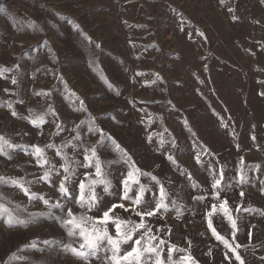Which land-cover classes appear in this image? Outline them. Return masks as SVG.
Instances as JSON below:
<instances>
[{
  "label": "rangeland",
  "instance_id": "1",
  "mask_svg": "<svg viewBox=\"0 0 264 264\" xmlns=\"http://www.w3.org/2000/svg\"><path fill=\"white\" fill-rule=\"evenodd\" d=\"M5 68L10 71L0 72V136L29 153L32 145L44 148L60 174L42 181L44 169L33 156L21 147L9 149L0 155V176L23 180L37 199L0 184V203L24 220L48 212L40 196L60 202L63 212L53 208L12 227L4 222L7 215L0 217V264H104L110 252L88 260L65 252L68 243L78 247L79 236L69 237L56 217L67 218L71 208L99 218L123 203L128 211L116 208L110 215L139 222L132 201L121 199L122 180L133 164L159 181L139 177L151 189L145 200L152 207L161 185L168 192V210L145 217L158 238L153 244L164 241L165 262L168 247L175 246L183 250L172 253L180 264H240L226 242L244 264H264V0H0ZM41 115L39 127L25 119ZM90 126L106 137L97 156L112 185L107 193L95 186L99 200L91 210L74 198L85 172L96 178L95 168L76 169L65 199L58 190L63 159L56 154L70 141L63 151L84 163V148L101 136ZM50 143L57 147L47 148ZM221 174L214 190L213 177ZM138 188L129 195L134 198ZM225 200L235 230L219 210ZM213 204L218 211L210 219L223 240L208 227ZM108 230L115 237L114 225ZM145 264L152 261L145 258Z\"/></svg>",
  "mask_w": 264,
  "mask_h": 264
},
{
  "label": "snow or ice",
  "instance_id": "2",
  "mask_svg": "<svg viewBox=\"0 0 264 264\" xmlns=\"http://www.w3.org/2000/svg\"><path fill=\"white\" fill-rule=\"evenodd\" d=\"M96 47H100L96 45ZM10 71L9 69H0V72ZM137 75H140L139 73ZM107 83V81H105ZM12 83L15 84L16 80L13 78ZM111 87V85H109ZM47 95V93H44ZM81 105L83 102L81 101ZM8 107L11 108V103L8 104ZM31 112V110H29ZM48 112L52 113L53 109L51 106L48 108ZM15 115V113H13ZM29 119V122L39 127L40 124L44 123L43 116H36L34 119L32 118H25ZM82 124L85 121L81 122ZM59 127V125H57ZM79 127V125H77ZM73 131H76L74 128ZM90 132L100 131L101 136L100 140L97 142V145L93 146L91 149L85 147L84 148V163H81L78 160H74L69 157L64 151L63 147H67L68 144L71 142L69 141L68 144L63 145V147H57L54 144L46 145L47 148L57 147V156H60L63 159V164L60 165V168L63 169V176L61 182L58 186V190L61 193V196L65 199L71 194V190L68 187V184L71 183V180L76 174V169L79 167H83L86 169L95 168V177L90 178V173L85 172L84 176L85 179L81 180L79 183V190L80 195L78 198H74V202L79 205L80 208H87L91 210L93 207L96 206V203L99 200V196L95 191L96 185H103V191L107 193L111 188V181L106 178V173L102 169V161L97 156V148L103 145L106 137L103 134L102 130H97L94 127H89ZM74 139L79 140L80 137L77 135ZM151 139V137H149ZM163 140H161V144H163ZM113 143H115L113 141ZM17 147L23 148L26 154H30L34 157L36 164L43 168V175L40 177V180L50 182V176L53 173L60 174V170L55 167V165L51 164L48 160V157L45 155L44 148H41L37 145L31 146V152L29 153L27 146H20V145H13L9 140L0 136V155H7L9 149H14ZM76 146L73 145V148ZM119 149V146H116ZM122 151V150H121ZM126 153H122V159L126 157ZM169 161L175 163V160L171 155L167 156ZM197 162L199 163V154H197ZM140 176H151L150 173H143L135 165H131L127 175L122 180L123 185V196L121 197L122 200H131L132 211H134L135 215L140 217L139 222L133 221L131 219L125 220L119 217H115L114 215H110V213H114L116 208H122L125 211L129 209L125 208L124 204L121 203L119 205H112L107 211L103 212L102 217L93 218L87 215H76L73 213L71 208L67 211V218L56 217L61 223V226L66 228L67 235L69 237L79 236L80 243L78 247L73 246L72 243H68L64 245L65 252H71L77 258L88 260L91 257H96L99 252L103 251L105 253H111V255H106L104 257V264H145V258L149 261H152V264H180L178 261H173L172 253L173 251H183L182 249H175V246L168 247L167 252V261L165 262L164 258H162L161 253L164 249L161 247L164 244V241H160V243L153 244V241L157 240L158 238L155 235H152V228L148 226L145 217H153L157 215L161 209L164 211L168 210V204L165 203V200L168 199V192L165 190L163 185L159 188V197H153L155 201V206H151V201L145 200V193L151 191L146 185L140 183ZM214 182L212 184V188L214 190L218 189V186L221 184L223 179V175L221 174L220 178L213 177ZM244 177L241 176V182H243ZM152 181H156L159 184V181L155 176H151ZM28 183H33V181H29ZM0 184H10L13 186L19 187L26 196H29L30 200L37 199L36 193H30L28 188L25 187V182L23 180H18L14 178H6L0 176ZM138 185V191L136 192L135 197L129 195V193L133 190V186ZM243 195V193H241ZM219 192H213V198H218ZM0 199H3L0 196ZM39 199L43 200V203L48 206L47 213H37V214H29V219H19L16 216H13L9 209L3 204L0 203V217L7 215V219L4 221L8 224L9 227H12L16 224L26 225L30 222V220L34 219L35 216H45L50 215L53 208H59L63 212V205L60 202L50 204L47 199L43 196H40ZM71 202V201H70ZM173 208H177L176 202L171 201ZM135 206H140L141 210H137ZM147 206L149 210H143L144 207ZM19 208V205H17ZM219 210L223 211V214L228 218L230 221L233 229L236 228V222L232 219L230 215V209L227 206V201H222L219 204ZM239 210V209H238ZM218 211L215 204L212 206V211L208 212L207 215L209 217L208 220V227L212 230V233L218 240H223L213 228L212 220L210 219L212 215ZM247 211V209H245ZM177 214L179 216V209L177 208ZM114 225L115 227V237L110 234L108 227L109 224ZM130 250H122V245L129 244ZM45 244L49 243L48 241L44 242ZM35 245L33 244V247ZM225 246L230 248V251L233 252L237 261L240 264H244L241 257L236 254L235 249L231 248L226 242ZM238 248L239 245H236ZM145 254H150L146 257ZM153 256L155 257L153 261ZM182 260H191V257H183Z\"/></svg>",
  "mask_w": 264,
  "mask_h": 264
}]
</instances>
